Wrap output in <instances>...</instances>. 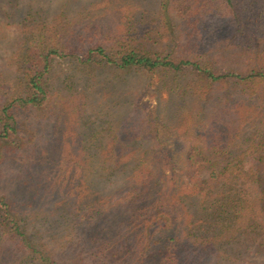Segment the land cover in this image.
I'll use <instances>...</instances> for the list:
<instances>
[{
  "label": "trees",
  "instance_id": "1",
  "mask_svg": "<svg viewBox=\"0 0 264 264\" xmlns=\"http://www.w3.org/2000/svg\"><path fill=\"white\" fill-rule=\"evenodd\" d=\"M9 1L21 38L0 69V180L8 161L27 162L28 175L36 166L20 188L26 205L42 202L60 239L81 235L87 257H58L37 240L0 183V264H264V36H244L258 20L221 0L235 31L218 64L209 51L182 49L173 31L180 17L193 45L206 41L211 0H62L52 13ZM59 61L85 75L141 72L159 96L149 107L138 89H106L101 124L88 119L67 149L37 152L22 115L49 107L82 122L95 91L74 72L83 89L69 82L54 95Z\"/></svg>",
  "mask_w": 264,
  "mask_h": 264
},
{
  "label": "rangeland",
  "instance_id": "2",
  "mask_svg": "<svg viewBox=\"0 0 264 264\" xmlns=\"http://www.w3.org/2000/svg\"><path fill=\"white\" fill-rule=\"evenodd\" d=\"M61 1L62 0H21L20 5L22 7H25L27 5L34 7L36 6L38 8L42 7L44 9H49V12L52 13L53 11H55L56 7L58 6V4H60ZM233 1V8L235 7L236 9H238L237 11L239 12V15L244 16L248 14L251 17L250 19H257L259 22V27H246L244 36L252 35L253 33H258L264 36V0ZM88 2H90V0H76L73 6L79 5L78 3L87 4ZM198 4H200V2ZM196 5L197 3H194L192 5L195 14L200 11V9ZM220 7L223 8L220 9ZM14 13H17V11H15V9H11V3L9 0H0V24L5 28L3 33L5 35V38L0 39L1 70L8 69V67L11 66L10 63L17 48L16 43L21 38L20 32L14 24L13 19L9 17V14L13 15ZM199 13H201V11ZM207 15L206 25L208 30L201 33L207 40L205 41L203 39L204 41H202L201 44L197 43L196 45H193L194 42L191 41V36L193 35L190 36L189 24L187 25L186 22H184V20L180 17H174L173 24L175 26V29H173V31L175 35V43L179 46L181 44L182 49L191 47L193 49L197 48V50H199L200 52L209 51V54L217 59L218 64L224 63L221 55L222 53H224L223 50L226 48L228 38L231 37L235 31V26L233 24H230V20L233 16H235V14L232 9L222 4L221 0H211V11L208 12ZM9 21H11L10 24H7ZM247 25H249V21H247ZM169 32L170 30L166 32V34H168V37L170 38ZM212 37H215V39L218 38L219 42L213 44L211 42ZM71 69V66L66 61H59L55 64L52 75L53 83H55V85H61L59 87H55V90L53 92L54 95H57L56 93L58 91L68 93L67 88L69 86V82L71 84L72 80L76 79L74 78V72H76L75 74L79 75V77L81 78L86 77V84L89 83L91 84L90 86H94L93 89H95V91L91 92L92 94L90 93V97L87 100L86 106L84 107L82 122L77 120L65 122V117H62L63 115L58 116L57 113H48V111H50L49 107L45 108L44 110H35L30 114L22 115L20 127L22 128L23 133L33 141L32 147L35 146L37 152H40L41 150H47L51 151L52 153H56V151L60 148L67 149V145L65 143L75 140L76 137L81 133V130L86 133L89 132L91 124L87 126L88 119H90L91 122L101 124V121L104 120L103 116L106 112V110H104V107L108 104V101L106 99H103L101 103L99 102V100L101 99L103 92L106 89L110 92H113L115 89L126 90L129 87H132L134 90L138 89L142 102L147 104L149 107L156 103L157 97L159 96L155 90V83H150L151 78L148 77V75H144L138 71L125 72L112 69H104L92 71L95 74L94 77L93 73H88V75H85V73L83 72ZM66 75H68V77H66ZM87 77H92V81H88ZM83 83L84 82L80 84L72 83L71 85L75 86L77 89H83ZM64 97L65 96L61 95L60 98L67 100ZM99 103H101L100 107L97 106ZM96 108L98 109V111H100V114H97ZM106 118L107 117H105V119ZM65 130L66 132L63 137L66 138L65 140H62L60 139L61 133ZM58 141L61 143L60 145H58ZM17 165L14 161H8L4 165H2V177L0 183L6 194H8L9 197L19 203L18 205L21 214L22 210H25L24 213H26L28 217V224L30 225L29 230L31 231V233L35 235V238L37 240L47 242L48 246L57 250L58 257H65L67 259L87 257V250L85 249L84 241H82L81 235L76 233L69 236H62V239H60V233L57 232L58 230L56 226L58 225L56 224V222V226L50 223L48 224L43 218V216L46 214V211L45 206L43 205V209V206L41 207L40 205V203L42 202L37 201L35 205L32 206L26 205L27 194H25V192L21 190L22 185L24 184V182H27L30 179H36V176H34V172L37 167L35 166L30 175H28L24 172L28 166L27 162L22 161ZM41 208L45 213L39 215ZM50 218L51 221H54L56 219V217L54 216ZM249 258L252 259V256H250Z\"/></svg>",
  "mask_w": 264,
  "mask_h": 264
}]
</instances>
